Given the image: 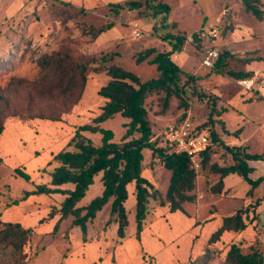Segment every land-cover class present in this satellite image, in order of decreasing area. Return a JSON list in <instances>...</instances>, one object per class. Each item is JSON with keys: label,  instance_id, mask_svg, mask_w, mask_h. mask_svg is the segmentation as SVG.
<instances>
[{"label": "rangeland", "instance_id": "rangeland-1", "mask_svg": "<svg viewBox=\"0 0 264 264\" xmlns=\"http://www.w3.org/2000/svg\"><path fill=\"white\" fill-rule=\"evenodd\" d=\"M159 1L170 6L166 17L163 13L155 14L144 0H0V89L7 88L18 77L36 78L39 73L38 57L58 50L67 39L79 40L82 43L80 51L98 59L103 55L112 56L107 62L99 63L100 71H89L81 100L63 115L61 121L28 120L19 116L8 117L5 121V132L0 135V217L4 221L21 222L34 231L25 246L26 261L18 260L9 246L1 245L0 264H223L232 241L246 245L256 238L264 254V205L260 216L255 213L256 224L252 226L254 235L251 240L246 239V233L241 239L232 233L217 243H209L208 236L213 232L216 220L208 221L201 231L187 227L185 221L190 218L188 215H196L200 218L199 223H203L213 211L216 213L213 215L219 218L246 204V194L237 192L241 187H237V193H234L238 194L237 197L232 192L215 195L209 190V184L215 182L218 176L201 168L202 159H197L198 166L192 161L198 171L197 201L184 203L185 212H168L165 215L168 209L159 204V199L152 198L144 221L147 230L141 242L135 238V199L132 197L127 202L129 225L124 238L118 237L116 222H107L110 214V205L107 204L89 222L86 240L80 228L73 225L72 218L62 221L56 231H53L51 223L40 221L52 206L59 205V201L65 198L63 193L36 195L21 200L25 190L49 182L52 167L49 161L53 154L66 147L78 126L92 122L101 112L105 98L98 91L109 79L105 68L116 64L142 79L157 77L159 71L156 64L150 62L154 54L142 62H138L137 58L147 48L161 51L164 46L167 50L165 36L170 33L186 37L182 48L189 51L191 58L179 54L174 61L179 65L185 64L186 57L183 71L194 78L189 79L186 74L182 76L186 89L183 102L188 106L172 96L166 112L160 113L165 93L152 94L147 98L154 139L158 138L159 144H164L169 128L185 120H189L197 130L209 134L210 128L205 123L211 108L198 98V91L214 98L215 109L222 111L214 118L219 120L215 122V130L224 143L246 147V137L255 129L256 123L264 132V100L257 98L246 105V91L237 85V76L216 73L214 68L201 64L205 51L212 46L220 53L230 52L223 64L229 71L247 72V59H263L253 64V68L260 70L259 77H256L261 82L260 91H263L264 80L260 77H264V18L260 23L255 16L249 15L242 0ZM135 3L142 4L135 6ZM110 23L113 27L93 38V31ZM246 26L249 36H246ZM214 27L218 28L216 38L202 35ZM183 114L185 117L182 119ZM246 114L250 118L247 121ZM124 121L122 116L117 115L102 125L113 130L114 140H120L125 133ZM86 135L96 142L101 140L99 133L86 132ZM252 140L255 142L251 145V152H264V140H257V137ZM214 149L212 162L221 165L232 163L231 156L222 145L214 144ZM144 161L143 175L164 199L170 171L152 157L150 150H145ZM16 167L28 172L31 180L16 175ZM101 176L100 173L94 177L80 206L101 195ZM64 187L73 189L74 185L68 183ZM132 188L133 184L128 186L131 191ZM260 193L256 190L255 196ZM17 199L19 203L14 202ZM252 207L255 209L257 205L251 203ZM254 209L252 211L255 212ZM153 237L163 246L150 251L156 245ZM207 250L209 253L204 256Z\"/></svg>", "mask_w": 264, "mask_h": 264}, {"label": "trees", "instance_id": "trees-1", "mask_svg": "<svg viewBox=\"0 0 264 264\" xmlns=\"http://www.w3.org/2000/svg\"><path fill=\"white\" fill-rule=\"evenodd\" d=\"M242 1L248 11L262 18L264 12L259 8L260 0ZM144 3L151 7L155 14L163 13L164 17L170 11V6L159 0H144ZM111 27H113L112 23L93 31V38H97ZM165 38L171 45L170 50L158 51L155 48H147L140 52L137 58L138 62H142L154 54L150 62L156 64L159 71L157 77L142 79L134 72L116 64L105 68L109 79L98 91L105 98L101 112L92 122L78 126L66 147L53 154L49 161V165H52L49 170L50 181L36 184L34 189L25 190L21 200H26L32 195L53 193L65 195L59 205L52 206L47 216L40 220L48 222L59 215L53 231L59 228L63 220L72 217L73 225L80 228L86 240L89 222L94 220L97 213L110 203L107 222H116L117 235L120 239L124 238L129 225L126 207L129 184H133L135 238L139 242H141V233L152 198L159 199V204L168 206L170 212L178 210L185 212L184 203L197 201L198 171L193 166L191 158L183 152H176L166 136H164L165 143L159 144L158 138L154 139V130L148 117L146 100L152 94L165 93L160 113L166 112L172 96L179 98L182 105L188 106V103L183 102L186 89L182 76L186 73L172 59L174 52L182 50L186 37L170 33ZM81 44L79 40H65L58 50L38 57L39 73L36 78L18 77L11 81L7 88L0 89V135L5 129V121L8 117L61 121L63 115L69 113L79 103L87 86L89 71L91 69L100 71L102 68L99 63L107 62L112 58L111 55H103L98 59L92 54L83 53L80 51ZM228 55L225 52L220 53L213 67L216 73L237 76V79L253 77V72L241 73L226 70L223 64ZM186 75L189 79L194 78L192 75ZM197 96L211 108L208 121L205 123L210 128L211 144L201 153V168L208 169L218 176L210 190L215 195H220L224 188V178L233 173L251 185L249 190L251 193L254 188L264 182V176L253 180L250 173L254 169L248 161H264V153L252 154L247 152L242 144L229 145L221 141L220 135L215 130V122L219 120L214 116L221 115L222 111L215 109V99L210 95L198 91ZM117 115L125 119V133L120 140H114L113 130L102 125L103 122ZM184 117L185 114L182 119ZM240 130L241 128L238 129ZM86 132L101 134V140L99 142L92 140ZM214 144L222 145L224 151L231 156L232 163L221 165L211 161L215 153ZM145 150H150L152 157L158 159L170 171L164 199L159 197L160 191L143 175ZM14 171L25 180H31L30 174L22 168L16 167ZM100 173L103 182L101 195L88 204L80 206L79 203L94 182V177ZM68 183H72L74 188L59 187ZM263 199L264 195L255 204L258 205ZM14 202L19 203V200ZM250 210V206L241 207L234 213L223 216L222 224L210 235L209 243H217L226 231L237 233L244 231L248 225L246 217ZM253 219H256L255 215L248 222H252ZM33 231L32 227L25 226L21 222L4 221L0 217V246H9L14 256L24 262L27 258L25 246ZM208 253L209 250L203 255L207 256ZM223 264H264L260 241L256 238L247 246L232 241Z\"/></svg>", "mask_w": 264, "mask_h": 264}, {"label": "crops", "instance_id": "crops-1", "mask_svg": "<svg viewBox=\"0 0 264 264\" xmlns=\"http://www.w3.org/2000/svg\"><path fill=\"white\" fill-rule=\"evenodd\" d=\"M259 8L264 12V0H260V3H259ZM246 11L249 13V15H251V16H255L253 13H251L250 11H248L247 9H246ZM255 18L258 20V21H260V23H263L262 22V20H263V18H264V13H263V15H262V18H258V17H256L255 16ZM248 28H247V26H246V36H249V30H247ZM247 38V37H246ZM165 42V41H164ZM166 45H167V50L166 49H164V46H163V49L161 50V51H168V50H170L171 49V45H170V43H169V41H167L166 40ZM212 47H214V46H212ZM212 47H210V48H212ZM226 51H228V50H226ZM179 54H182V55H184V54H186V57L189 59V57L191 58V55H190V53H189V51H187V49L186 48H182V50L181 51H176V52H174L173 53V55H172V59L174 60V58H176V57H179ZM230 54V53H229ZM186 57L184 58V62L183 63H185V64H178L181 68H182V70H184V67H185V65L187 64V60H186ZM263 58V57H262ZM260 60H263V59H260ZM259 59H251V60H249V59H247L246 60V71L247 72H252V71H255V72H253L254 73V75H253V77H255V78H257L256 76H258L259 77V73H260V70H256L255 68H253V64L254 63H257L258 61H260ZM185 71V70H184ZM260 78H262L263 80H264V77H260ZM263 84H264V81H263ZM261 94H263V91H259ZM260 93H256V94H252V93H250V92H246V105H248L249 103H253V102H255L256 100H258L257 98H259V99H262V100H264V97H263V95H260ZM245 107V106H244ZM226 114H228V113H226ZM226 114H224V119H226L225 117H226ZM247 118H249V117H247V114H246V121L247 120H249V119H247ZM52 122H58V121H52ZM5 130V129H4ZM5 132V131H4ZM257 137V140H264V132L263 131H261V126L259 125V123H256V126H255V129L252 131V133L250 134V135H248L247 137H246V149H247V152H249V153H252L251 152V145L255 142L254 140H252V138H256ZM256 153H264V152H256ZM253 154V153H252ZM248 163H249V165L254 169L253 171H252V173H250V177L253 179V180H256L257 178H259L260 176H264V161L263 160H249L248 161ZM50 181V180H49ZM216 181L217 180H215V182H213V183H210L209 184V188H211V186H213L215 183H216ZM207 184V183H206ZM64 185H66V184H64ZM64 185H61V186H59L60 188H62V189H67V188H65L64 187ZM128 186H131V184H129ZM237 187H241V190L240 191H237L238 189H237ZM251 189V185L249 184V183H247L246 181H244L243 179H242V177H240L239 175H237V174H233V173H231V174H229V175H227L225 178H224V188H223V190H222V193L221 194H223V193H225V192H232V194H234V193H237V192H244L245 194H246V199H245V201H246V204H245V207H247V206H250V204L251 203H253V204H255L256 203V201L259 199V198H262L263 197V195H264V182H262V183H260V185L258 186V187H256V188H254L253 190H252V192L250 193L249 192V190ZM210 190V189H209ZM256 190H258V191H261L262 193H260V194H258L257 196H255V193H256ZM128 191H129V198H128V200H127V202L131 199V197H132V199H135V197H134V195H133V188H132V191L131 190H129L128 189ZM237 191V192H236ZM212 192V191H211ZM54 195L55 194H58V193H53ZM220 194V195H221ZM41 195H44V194H41ZM41 195H37V196H41ZM51 195V194H50ZM36 195H32L31 197H35ZM233 196H235V197H237L238 196V194H234ZM255 196V197H254ZM30 198V197H29ZM198 199V198H197ZM253 199V200H252ZM63 200V199H62ZM61 200V201H62ZM60 202V201H59ZM127 202H126V207H127ZM133 205H135V200H133ZM109 205H110V203H109ZM263 205H264V199L263 200H260L259 201V204L257 205V207L254 209L253 207H252V209H254L255 210V212L254 211H252V209L248 212V217H246V222H247V227H246V229L244 230V231H242V232H240V233H237V232H234V231H226L224 234H223V236L222 237H226V236H228V235H230V234H234V235H238V237H239V239H241V237L246 233V239H248V240H251L252 239V237H253V233H254V227H252L253 226V224H254V226H255V224H256V221H255V219H253V221L252 222H248L249 220V218L251 219L252 217H253V215H255V213L256 214H258V216H260L259 215V212L261 211V208L263 207ZM242 207V205L240 206V207H238V208H236V210L237 209H239V208H241ZM162 208V207H161ZM163 208H167L168 210H166L165 212H166V214L165 215H167V213L168 212H170L169 211V208H168V206H165V207H163ZM244 208V207H243ZM215 209V208H214ZM217 210V209H216ZM235 210V211H236ZM50 211V210H49ZM48 211V212H49ZM178 211H180V210H178ZM234 211V212H235ZM48 212H47V214H48ZM100 212V211H99ZM98 212V213H99ZM177 212V211H176ZM211 212V211H210ZM233 212V213H234ZM98 213H97V215H98ZM161 213H164V212H161ZM212 214L210 215V217H208L207 216V218H208V220L207 221H204L203 223H199V220H200V218H198V217H196V215L194 216L193 214H192V216H190V215H188V217H190L189 219H187V221H185L186 223H187V227L191 230V229H193V230H200L201 231V229L203 228V225L204 224H206L208 221H214V220H216L215 222V225H214V230H213V232L222 224V217L223 216H225V215H223L222 217H219L218 218V216H214L213 214H216L214 211L213 212H211ZM249 213H252V216H249ZM181 215V214H180ZM47 216V215H46ZM182 216V215H181ZM58 218H59V215H56L53 219H51L50 221H48V223H51L52 225H55V223H56V221L58 220ZM70 218H72V217H69V218H67V219H65V220H63L64 222L66 221V220H68V219H70ZM216 218V219H215ZM73 219V218H72ZM11 221V220H10ZM145 230H147L146 229V227L143 229V231H142V233H141V241H143V235H144V233H145ZM252 231V232H251ZM212 232V233H213ZM150 233V232H149ZM211 233V234H212ZM208 234V233H207ZM210 234V235H211ZM208 237H210V236H208ZM154 238V241L156 240V238L155 237H153ZM251 243V242H250ZM250 243H248V244H246V246L247 245H249ZM145 246V245H144ZM160 246L162 247L163 245H162V243H159L158 242V240H156V245H154L153 246V249H149L148 247V249L150 250V251H152V250H154L155 248H156V250L157 249H159L160 248ZM146 247V246H145ZM147 248H145V249H147Z\"/></svg>", "mask_w": 264, "mask_h": 264}, {"label": "built area", "instance_id": "built-area-1", "mask_svg": "<svg viewBox=\"0 0 264 264\" xmlns=\"http://www.w3.org/2000/svg\"><path fill=\"white\" fill-rule=\"evenodd\" d=\"M135 33L136 35H139L137 31H135ZM202 35L210 38H216L218 35V28L214 27L210 30H206L202 33ZM219 57L220 51L216 47L208 48L203 55L201 64L205 67L213 68ZM236 83L246 92H250L252 94L260 93L261 82L258 78H238ZM260 95H263L264 97V89L263 94L260 93ZM167 140L173 144V149L176 152H183L187 154L195 163V166L199 165L197 159H202V151H204L206 147L211 144L210 135L203 131H198L196 126H191L189 120H185L179 124L171 126L167 132Z\"/></svg>", "mask_w": 264, "mask_h": 264}, {"label": "water", "instance_id": "water-1", "mask_svg": "<svg viewBox=\"0 0 264 264\" xmlns=\"http://www.w3.org/2000/svg\"><path fill=\"white\" fill-rule=\"evenodd\" d=\"M229 53H230L229 51H225V54H227V55H228Z\"/></svg>", "mask_w": 264, "mask_h": 264}]
</instances>
